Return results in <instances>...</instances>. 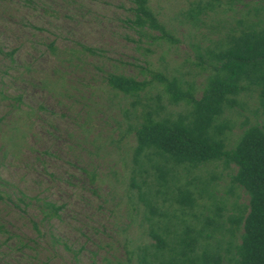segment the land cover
<instances>
[{"label": "rangeland", "instance_id": "obj_1", "mask_svg": "<svg viewBox=\"0 0 264 264\" xmlns=\"http://www.w3.org/2000/svg\"><path fill=\"white\" fill-rule=\"evenodd\" d=\"M194 1L149 0L175 39L154 41L139 40L129 0H0V264H138L155 242L150 231L160 230L145 220L138 195H153L157 183L135 173V132L127 133L135 123L133 99L107 78L142 81L158 71L193 83L200 99L209 68L195 65L200 56L208 62L204 53L216 36L210 18L197 28L185 16ZM158 92L147 89L143 106L151 107ZM256 94H240L221 117L227 149L262 119ZM162 104L174 115L187 111L166 97ZM234 174L221 164L191 174L178 168L169 193L192 184L196 196L205 192L197 196L200 206L211 211L197 212L209 216L218 208L226 223L235 202L247 205L231 183ZM48 204L59 209L56 216ZM215 236L223 248L230 237Z\"/></svg>", "mask_w": 264, "mask_h": 264}, {"label": "trees", "instance_id": "obj_2", "mask_svg": "<svg viewBox=\"0 0 264 264\" xmlns=\"http://www.w3.org/2000/svg\"><path fill=\"white\" fill-rule=\"evenodd\" d=\"M129 1L133 5L129 23L139 40L175 41L149 0ZM185 16L194 26H205L210 18V31L216 36L209 39L204 53L208 62L200 56L201 63L195 65L209 68L200 99L194 97L193 83L183 77L168 78L158 71H149L151 78L142 81L119 74L107 78L113 90L133 99L135 123L129 125L127 133L135 132V173L155 177L157 183L153 195L150 191L138 195L145 206V220L152 223L151 229L155 226L160 230L150 231L155 242L145 247L138 264H264V0H195ZM196 48L200 52L198 45ZM157 86L161 92L153 105L143 106L146 90ZM249 90L257 93V111L262 119L245 128L235 146L227 149L224 132L228 125L219 121L226 109L237 104V97ZM164 97L172 105L183 103L187 111L167 113ZM126 116L130 118V112ZM209 164H221L226 169L233 166L231 183L247 197L246 206L234 203V213L223 222L226 226L218 208L209 216L197 212L203 209L211 213L198 202L203 190L196 196L189 189L192 184H187L169 193L168 178L178 168L191 174ZM46 208L51 217L59 211L51 204ZM155 218L157 222H153ZM217 231L230 236L224 248L221 238L215 236ZM238 233L236 243L233 238Z\"/></svg>", "mask_w": 264, "mask_h": 264}]
</instances>
